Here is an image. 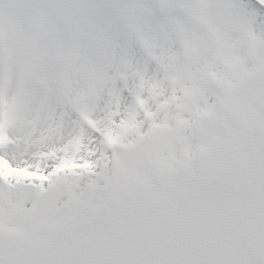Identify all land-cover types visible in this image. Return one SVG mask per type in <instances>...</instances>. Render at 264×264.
I'll return each mask as SVG.
<instances>
[{"label": "rangeland", "instance_id": "rangeland-1", "mask_svg": "<svg viewBox=\"0 0 264 264\" xmlns=\"http://www.w3.org/2000/svg\"><path fill=\"white\" fill-rule=\"evenodd\" d=\"M229 5L230 4H228V2L223 1L219 4V11L214 13L211 12L210 15L214 16L218 13L220 18L227 20L226 16L227 14H230V17H232V24H237L239 19L241 20V17L238 14V10H235L234 7H229ZM205 20L210 28H213V26L216 28V26L208 20V16L205 17ZM201 30L202 29L199 31L200 34L202 32ZM260 78L261 77H258L255 82H250L249 87L256 89V87L259 86L260 88H264V83L260 81ZM229 94L238 97V100L240 101L243 99L244 94L247 93L242 86V92H229ZM247 95L250 99L253 97L258 98L261 103L264 104V91L257 90L255 96L253 94ZM210 99L208 98L207 103ZM223 105L225 106L222 109V114H225L229 105L228 103ZM256 106L258 107V105H255L252 102L253 110L257 109ZM249 107H251V102H248V108ZM262 117L264 127V115ZM214 120L215 119H213V121ZM223 121L225 125H227L229 133L225 132V130L219 126V128L212 129L208 137L197 134L196 137L188 140V142H191L192 144L194 141L202 143L204 152L201 162L198 164L200 166L192 163V166L189 167L187 163L185 165L186 167L180 173L175 174L177 177L173 180L169 177V172L167 170H163L162 173L159 174V177L164 180L163 187H167L169 195H171L170 191H173L174 189V184L179 185L183 181L190 182L192 177H195L197 173H200V167H203L205 173H207L208 168L210 167L208 164L211 163L212 159L214 161L216 157L219 160V170L226 168L224 164H222L223 160L226 158L232 160L235 169H238L239 156L236 154V146H232L231 150H229L231 145H226V142L235 140V134L233 133L235 127L231 121ZM242 132L243 130L241 129V133ZM165 133L166 132L162 133L160 140L163 145L165 142ZM250 134L251 135L248 136V139L244 134H242L243 136L241 137L244 138V141L241 143L243 144L241 147V154L243 155V158L245 157L243 161L244 164H241L243 165L242 170H245L246 168L248 181L252 184L254 176L253 173L248 171L247 159L250 158L246 156L249 155L246 152L249 151L252 153L253 157L257 155L262 156L260 159L261 162H259V160L256 161L259 162L261 168L263 169L264 129L263 131L261 128L256 130L254 129ZM139 135H141L140 131ZM12 136H14V134H12ZM176 136L179 137L181 134L178 132ZM129 141H131V138ZM188 142L185 145L186 149H188L183 153L186 158H189L188 155L190 154L192 147V145ZM132 143H134V141ZM155 144H153L151 148L155 149L157 153L161 152L162 145L159 146V144ZM144 146L145 145L141 147L139 152L135 153V156H131L130 153V155H126V159L131 162L134 161L135 167H138V169L142 172V164L145 165V163H143L146 160L145 157L150 155L152 150H149V148ZM216 152L220 154H217ZM173 155L176 157L175 151L173 152ZM173 155L171 156L172 160L169 164L171 171L174 169L172 164L174 158ZM160 158L161 157L158 156L157 162L160 161ZM17 164L20 165L19 163ZM117 165L119 168L116 177L117 180H115L114 184L109 188V198L112 200H110L109 203L106 202L104 208H102L103 206L97 207L96 205L99 201L101 202V204L100 202L99 204L103 205L105 201L100 198L101 194L99 192L91 194L90 198L86 196L83 197V195H81L74 188L64 190L61 185L62 182L56 186V188L52 191L53 193L47 196L42 194L27 197L20 195L17 196L16 199H11V196L8 195L9 198L6 200L0 198V264H61L60 258L53 254L54 250L59 246L70 250L72 254L70 260L68 258L65 259L64 264H152L151 260L146 255L149 249L145 248V251L140 250L141 246H144L146 240L138 234L142 233V235H145L147 232L153 234L156 230L160 229L158 226V220L162 218L165 234H161L159 230L154 235H148L149 237L147 238V241H159L162 242V245H166L169 239H172L173 235L169 233L172 226H169V224L164 220V210L167 214H169L171 223L176 225V228L181 231V235L184 236L188 234L187 231H184L186 227L182 225L184 220L182 210L179 212L180 224H177L171 215L173 214V211L171 210L169 204L167 202L164 203L163 201H154L153 197H150L152 194L150 190H145L146 195L144 197V208L139 210L136 207H133L132 205H135V202L138 199V190L135 186L132 187L126 185L125 179H123L122 176L123 170L121 169L122 163L120 160L117 161ZM203 177L204 176L197 177L195 181L198 179L200 180ZM239 181L240 180H238V182ZM210 182L211 178L209 177V184L216 188V186ZM125 190L129 193L131 200H128L126 204H122V206L133 208L135 213H137L136 218L131 215H124L120 212L121 214H119L118 222L114 223L113 229L108 232L107 235L100 230L97 231L96 229H92L85 223L75 226L72 229V232H64V227L69 224L72 226L74 216L77 217L80 215L84 219L87 216L97 217L100 215L115 214L114 208L117 206H115L116 202H118L117 197L122 195ZM175 204L177 206L178 204L185 206V202L182 204L178 202L177 198L171 199L170 205L174 206ZM79 210L82 212L78 213ZM47 212H49L52 222L51 223L49 221L51 223L49 228L39 222L42 214ZM114 218L117 219V215H115ZM244 232L245 233L242 234L236 241L237 244L241 243L238 244L240 246H242V243L246 244V248L240 247L243 258H245L244 260L247 264H264L263 236H261L260 233L258 234V231L256 230L251 231L249 229H244ZM31 240L38 242L37 247L31 249L28 248V243H30ZM186 242L191 244L192 241ZM170 243H172V240ZM7 253H16V255L7 257L5 256ZM112 261H114V263Z\"/></svg>", "mask_w": 264, "mask_h": 264}, {"label": "bare ground", "instance_id": "bare-ground-1", "mask_svg": "<svg viewBox=\"0 0 264 264\" xmlns=\"http://www.w3.org/2000/svg\"><path fill=\"white\" fill-rule=\"evenodd\" d=\"M171 7L169 2L166 5V8ZM180 3L174 7L175 10L178 12L181 11ZM218 9V6L215 7ZM246 8V7H245ZM250 16H243L242 24L236 26L234 29L228 28L224 26V31L218 32L217 30H212L207 28L209 35H205L204 37H199L200 39L196 42V48L202 52V56L197 57L198 59L190 60L192 58V54L187 59V63L184 65L181 71H178L179 78H181V88L186 90L185 100L180 101V104L174 107L173 111L170 115V121L165 115V111L160 115L158 123L161 121H165L164 126L161 128L166 129V142H165V152L162 154L163 160L162 168L170 169L169 167V160L170 155L173 151H176L177 144H182V147H185V142L187 141L188 137L191 139L195 137L194 135L197 133H202L205 135L206 133H210V130L216 128L217 126L223 125V121H219L217 125L211 124L210 122H198L195 128L191 127L190 124L183 121V116L191 115L193 109L198 106L199 104H204L206 99L209 95L213 94L217 90L216 82L214 81V77L210 75V71H217L221 66H223V61L226 59H231L237 51L233 50V47H230V40L232 39L231 35L236 33L239 39L253 41L252 33L254 31V20L258 13L255 6L248 7ZM248 8L246 10H248ZM176 16V15H175ZM175 16L173 11L166 13L162 17L164 21L171 22L175 21ZM212 18V17H211ZM215 21L221 23V20L217 17H214ZM213 20V19H212ZM136 21H145L142 20L140 17L131 19V24H127V26H134L136 25ZM200 27L204 29V24L199 23ZM83 31L80 30V33ZM118 31L114 30L111 31L108 39V44L105 45L104 50L97 61H93L89 63V67L91 65L96 67V70L91 71V68H88L86 72L81 74L80 80L77 83L71 82L70 79L64 82L65 89L63 92V96L61 95L59 98H55L51 95V89H49L48 78L45 74H42L43 78L40 84L35 83V88H33L32 93H30L29 98L26 99L25 103L23 104V109L20 114H18V118L15 120L14 129L12 133L15 136V142L11 143V148L6 151L5 155L11 160L13 165L16 166L17 163L22 165L32 166L33 168L36 166L37 159H41V168L46 169L48 165L55 159H48L47 156H41L44 152H42L45 147L47 148L45 151L47 152L48 149L55 151L56 157L62 156V153L59 150V147L64 146V141L69 138L72 130V117L73 113L70 112L72 104L70 103L69 95H76L79 92V89L84 85V80L92 81L95 83L96 90L95 94L91 97L90 100L83 102L84 105L82 106L83 109L89 113L90 115L94 116L96 121L100 123L102 118V113L100 112L102 105L105 102V94L106 91L109 89V84L106 82L108 76L110 75L111 69L114 68L113 60L115 56L113 51L117 45L116 43V35ZM123 35V34H122ZM106 39V40H107ZM102 42H105L104 40ZM75 62V58L69 61V65L73 66ZM48 64L44 60L41 66L48 67ZM235 68L234 71L231 72V76L233 78L236 76V71L240 69L242 66L240 64H234ZM50 67V66H49ZM195 68V70H193ZM223 68V67H222ZM43 72V71H42ZM181 72V73H180ZM49 76V73H46ZM47 94V96L44 95ZM252 94V92L250 91ZM124 96H115L113 100V107L112 109H120L121 104L124 102ZM234 115V120H236V114L232 108H229L227 114ZM176 115L178 116L177 125L174 127L172 126V117ZM167 116V115H166ZM225 118V116H224ZM227 118V117H226ZM218 120V119H217ZM226 120V119H225ZM242 124H245V120H240ZM255 121L257 122V117H255ZM57 122H59L57 124ZM249 122L255 125L254 119L250 118ZM48 127L51 129L48 131ZM248 129V128H247ZM158 132V130H155ZM176 131L182 132V136L180 139L175 137ZM134 141H137L136 149H134L128 143L127 148H122L121 151L117 153V158L122 163L121 169H123V177L126 179V183L128 186H140V170L135 167V162H131L130 160L126 159L127 154H131V156L135 155L134 152L140 150V147L143 145H152L154 141H157L156 135L152 132L150 134V138L141 139L138 135V132L135 131L132 134ZM188 136V137H187ZM95 139L91 142V139ZM97 143L96 135L94 132H91L89 129L85 131V135L83 138V146L81 154H84L86 149H92L93 146ZM60 145V146H59ZM132 147V148H130ZM178 147V146H177ZM179 149V147H178ZM183 149L181 148L178 153L182 154ZM88 159V158H87ZM86 159V160H87ZM117 160L114 159V162H111L108 166L104 168V172L99 174H80L76 176L75 173H65L67 175H73V177H66L65 179L61 180V185L64 190H69L74 188L78 191L81 195L86 196L88 198L91 197V194H95L99 192L102 196L105 191L107 190L110 185L114 183L115 175L117 174L118 165L116 163ZM175 164V163H174ZM111 169V170H110ZM64 174V175H65ZM228 179H224L223 177H219L215 174V180L221 184H223L224 188L228 191L231 198L237 195L240 187L236 186L234 183H229L230 180L233 178V174L227 173ZM173 178V176L171 175ZM41 184L39 182L31 181V180H18L17 182H4L0 176V198L2 199H13L17 196H37V194H49L43 192L40 188ZM153 189L154 181H151L150 185ZM53 189V188H52ZM51 189V190H52ZM141 191L143 189L139 187ZM51 190L49 192H51ZM248 191L252 193V191L248 188ZM207 192H209L208 188H200L198 190H194L191 198L188 202V210L187 213L190 217H195L198 211L201 212H208L212 211V205L209 203V197ZM51 194V193H50ZM9 195V196H8ZM201 205V207H197ZM259 216H264V208L259 207ZM228 230V228H225ZM5 238V236H4ZM37 245V242L31 241L30 247H34ZM66 250V249H65ZM69 250L66 252L59 249V252H54V254H60L63 256H68ZM10 260V259H8Z\"/></svg>", "mask_w": 264, "mask_h": 264}]
</instances>
